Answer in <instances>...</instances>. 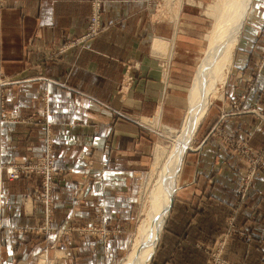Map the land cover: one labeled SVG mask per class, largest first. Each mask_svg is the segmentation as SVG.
<instances>
[{"label": "crops", "instance_id": "obj_1", "mask_svg": "<svg viewBox=\"0 0 264 264\" xmlns=\"http://www.w3.org/2000/svg\"><path fill=\"white\" fill-rule=\"evenodd\" d=\"M261 1L256 0L259 8H263ZM154 12L149 0H103L104 29L77 44L73 43L74 39L86 31L89 0H2L0 5V77L9 80L5 88L6 107L19 115H29L39 107L42 95L48 94L58 162L76 163L84 151L93 149L105 165V171L102 179L98 175L94 177L88 194L97 198L105 196L108 212L123 197V191L119 190L126 187L124 172L140 163L149 143L141 125L125 115L136 118L156 115L155 119L160 121L167 109H173L175 114L180 110L186 77L190 74L187 69L192 58L187 57L195 49L191 47L194 34L189 29L188 13L183 11L176 28L173 22L158 20ZM253 13L249 10L244 20L246 34L233 53L232 73L225 88L227 95L238 94L245 84L244 78L253 69L262 26L261 17ZM158 41L168 44L165 48L159 45L152 49ZM155 49L157 55H152ZM128 63L132 80L121 93L118 89ZM244 95L243 106L253 100L264 106L263 77L256 76ZM218 115L217 112L215 116ZM253 122H256L254 116L245 112L225 117L221 125L244 138L250 146H264V126L253 130ZM2 131L7 139L3 160L29 157L41 150L43 125L40 123L7 125ZM191 148L192 145L187 150ZM217 160L214 143L211 139L205 140L200 151L192 153L186 162L182 171L183 186L175 193L182 160L173 192L176 196L174 199L172 196L173 203L171 200L151 264H204L206 254L202 247L212 244L219 234L222 217L235 195L236 180L228 176L238 177L240 172L239 162L233 157L220 172H213ZM78 171L73 172L77 175H71L70 180L78 179ZM261 176L254 179L246 204L238 210L237 225L255 208L261 213L258 218L261 223L264 203L259 200H264V174ZM100 180L107 192L99 191ZM33 182L32 178L8 181L4 172H0V264H31L29 253L47 242L45 236L16 231V227L38 225L32 217L37 205L26 199L23 207L26 215L22 214L20 205V199L27 195V187ZM66 187L65 198L70 194L67 191H72ZM62 193L61 189L60 203L65 199ZM261 235L247 247L236 241L229 242L225 247L227 258L264 264L260 244L264 228ZM100 254L96 246L88 251L78 247L69 260H75V264H100ZM59 262L73 264L66 259Z\"/></svg>", "mask_w": 264, "mask_h": 264}, {"label": "rangeland", "instance_id": "obj_2", "mask_svg": "<svg viewBox=\"0 0 264 264\" xmlns=\"http://www.w3.org/2000/svg\"><path fill=\"white\" fill-rule=\"evenodd\" d=\"M149 1L153 4L155 17L158 20L173 22L176 28H178L181 23L180 18L183 11L188 13L190 21L189 29L194 34V36H192L191 47L195 50L189 51V56L187 57V59L192 58V63L190 64V69H187V71H190V74L186 77L187 81L184 85L185 89L182 94L183 97L180 110H176L174 114V111H172L173 109H167L164 116H160L161 125L167 124L177 127L185 112L188 88L194 70L196 69L198 57L206 48L209 39L206 38L205 35L214 25V18L206 14L205 7L209 4H218L221 0ZM170 2H172V7L174 9L171 8ZM261 4L263 8L256 6V0H252L250 9V13L256 12L257 15L261 17L260 24L262 25L258 33L259 41H257V43L259 46L257 50H255L254 62L252 61L253 69L251 73L248 74L249 77L244 78L245 84L239 89L238 94L234 93L227 95L225 88L232 73V60V65L222 88L221 96L214 99L210 104L206 115L193 135L192 148L187 150L184 155L178 178V188L175 191V193H178L183 186L182 171L186 162L191 157L192 153L200 151L205 140L211 139L215 145L216 155L218 153V164H215L212 169L213 172L216 170L220 172L225 163L232 162V157L234 159L236 158L239 162L240 172L238 177H233L232 174L228 176L229 179L232 177L236 180L234 186L235 195L231 206L228 208V212L222 217L221 230L219 228L220 232L215 236L212 244L202 247L206 254L204 264H247V262L244 261H230L225 254V247L232 241H236L238 244L246 245L247 247L252 239L262 236L261 233L264 228V216L262 215L260 223L258 218L261 216V213H259L257 208L248 213L241 224L237 225L235 223L240 208L242 209L243 205L246 204L248 192L252 187L254 179L257 176L262 177L261 175L264 174V146H250L244 138L239 135H234L230 129H225L221 125V121L225 117L247 112L255 118L256 122L252 124L253 130L259 128L260 125L264 126V106L259 104L257 100L250 101L249 105L246 106L242 104L245 102L244 94L252 87L255 77L261 76L264 79V0L261 1ZM220 7L222 8V6ZM253 14L251 17H253ZM102 24L100 20L99 32L104 29ZM246 27L245 22L235 52L246 34ZM83 35L74 39L73 43H81V41H83L81 39ZM165 44L167 46V41ZM129 69L130 65L128 63L125 68L127 73L125 72L124 75L122 74L118 92L123 93V89H128L127 87L132 80L129 76ZM8 84V79L0 77V172H4L8 181L21 178H32V180H34L32 185L29 186V188L27 187V195L20 199V205L22 206V214L25 215L26 213H23V207L26 199L27 201L28 199L32 200L34 204L37 205L36 214L32 217L38 225L33 227H16V231L33 233L38 237H46L45 239L47 242L45 244L36 248L34 252L29 253L28 257L31 264H62L59 262L61 259L68 260L67 263L75 264V260H69V257L74 255L75 250L81 247L83 251H88L92 249V246H96L97 250L101 253L100 264H120L127 252L130 242L136 236L138 231L136 226L139 219L142 218L139 214L141 211V204L140 201L138 202L137 197L141 188V178L150 170L153 148L156 144L165 145L169 143V139L160 134L157 129L151 127L145 119H143H155L156 115H145L137 118L133 115H125L129 118L132 117L141 125L149 143L146 146V155L139 160L140 163L133 165V170L124 172L123 181L126 187L124 186L123 190H119L123 191V197L122 199L120 198L119 202L115 201L117 207L115 208L114 206V209L108 212L105 196L97 198V196H89L91 193L88 194L89 191L92 190L94 177L98 175L97 177L102 179L104 174L105 165L100 163L101 158H98L94 150L89 148L87 152L84 151L83 155L77 158L78 161L76 163L69 164L68 162H58L59 151L57 152L54 148V133L53 130H51L53 125L50 124L51 111L49 108L48 94L42 95L39 103L40 105L35 112L29 115H19L15 110H9L6 107L5 88ZM217 112L219 113L218 117L215 116ZM27 122H36L43 125V132H41V150L35 155H29V157L3 160L2 155L5 153L7 146L5 145L7 139L2 131L3 128L7 125L24 124ZM209 122L210 124L208 125ZM11 168L14 169L15 175L18 176L17 178L14 176L9 177L7 170ZM75 170H79L78 172L80 174H78V179L70 180L71 175H77V173H73ZM99 182V191L107 192L103 180ZM66 186L70 187L68 189L72 188V191H67L70 194L65 198ZM61 189L64 190L62 194H64L63 197L65 199L61 202L64 206H60L61 203L59 202ZM175 193L173 199L176 196ZM0 200H2L1 196ZM123 201L125 204H123ZM259 202L264 203V200L261 198ZM160 237L157 241V245ZM260 244L263 246L262 251L264 253V239ZM66 254L67 256H65ZM153 256L154 253L148 264L152 263ZM41 259L42 261H39Z\"/></svg>", "mask_w": 264, "mask_h": 264}, {"label": "bare ground", "instance_id": "obj_3", "mask_svg": "<svg viewBox=\"0 0 264 264\" xmlns=\"http://www.w3.org/2000/svg\"><path fill=\"white\" fill-rule=\"evenodd\" d=\"M251 1L221 0L218 4L205 7L206 14L214 18V25L205 35L209 39L198 57L191 79L188 105L180 125H161L158 118H143L169 139V143L156 144L153 148L150 170L141 178L137 197L142 218L136 226V236L120 264H148L150 261L176 188L184 153L191 147L193 135L210 103L221 96ZM170 6L174 9L172 2ZM165 43L158 41L156 46L152 45V49L159 45L164 47ZM152 55H157V52Z\"/></svg>", "mask_w": 264, "mask_h": 264}, {"label": "built area", "instance_id": "obj_4", "mask_svg": "<svg viewBox=\"0 0 264 264\" xmlns=\"http://www.w3.org/2000/svg\"><path fill=\"white\" fill-rule=\"evenodd\" d=\"M102 1L103 0H89L91 12L88 18L87 31L83 35V38H81L83 41L90 37H94L100 31L99 23L101 20ZM1 2L2 0H0V5H1ZM7 173L9 174V177L11 176L12 177L14 176L15 178L18 177L17 175H15V171L12 168L7 170Z\"/></svg>", "mask_w": 264, "mask_h": 264}]
</instances>
